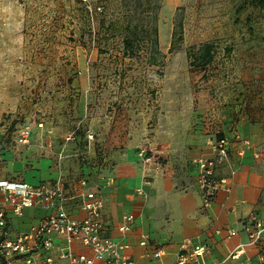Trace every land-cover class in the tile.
Listing matches in <instances>:
<instances>
[{"label":"rangeland","instance_id":"374dc122","mask_svg":"<svg viewBox=\"0 0 264 264\" xmlns=\"http://www.w3.org/2000/svg\"><path fill=\"white\" fill-rule=\"evenodd\" d=\"M129 21L157 26L159 52L146 38L125 54ZM206 42L213 62L191 65ZM253 110L264 113V8L249 0H0V156L26 131L60 145L92 134L97 152L172 167L174 185L192 140Z\"/></svg>","mask_w":264,"mask_h":264},{"label":"crops","instance_id":"0c3cea01","mask_svg":"<svg viewBox=\"0 0 264 264\" xmlns=\"http://www.w3.org/2000/svg\"><path fill=\"white\" fill-rule=\"evenodd\" d=\"M217 133L230 141L229 162L216 172L218 179L226 180L228 190L219 191L209 206L204 205L196 184V162L215 156L214 148L203 138L190 142L192 149L184 153L183 175L174 185L172 167L166 175L160 174L153 166L146 167L149 162L143 164L132 155L97 152L98 145L87 138L74 136L73 141H67L70 133L61 145L44 139L43 133L40 140L34 141L31 133L28 143H17L15 149L19 153L6 147L1 151L5 154L0 156V180L33 186L53 185L62 180L70 197L65 208L76 219L86 215L81 193L94 191L101 195L106 235L128 244L125 253L133 264H176L183 244L187 251L196 246L206 247L205 263L264 264L260 259L261 248L249 244L246 229L252 216L264 219V113L253 110L248 115L237 114L218 126ZM211 137L210 142H214L216 137ZM147 175L154 177L152 182L146 181ZM177 186L180 190H176ZM0 209L5 212L10 238L30 231L41 218L54 212L52 208L29 207L22 216H17L2 193ZM125 215H132L134 224L122 234L119 226ZM143 240L147 242L145 245L141 244ZM56 242L65 245L61 237L57 236ZM236 250L240 256L232 258ZM156 253L160 255L156 257Z\"/></svg>","mask_w":264,"mask_h":264},{"label":"built area","instance_id":"2783aa9c","mask_svg":"<svg viewBox=\"0 0 264 264\" xmlns=\"http://www.w3.org/2000/svg\"><path fill=\"white\" fill-rule=\"evenodd\" d=\"M93 139L94 136L89 134L88 140ZM66 140L73 141L74 133H70ZM19 142L25 144L29 142V131L20 137ZM213 146L215 151L213 158H203L196 162V184L205 206H209L215 200L219 191L228 190L226 180L218 179L216 172L219 166L229 162L230 141L226 137L218 138L215 139ZM137 191L143 194L142 189ZM0 193L4 195V201L10 204L17 216H22L24 210L29 207L54 210L53 213L41 218L30 231L21 232L10 238L6 228L5 212L0 209V264H56L58 261H66L68 264H96L98 261L105 264H133L125 253L128 244L106 235L102 213L104 199L96 192L80 194L82 208L86 213L82 219L72 218L65 208V203L70 197L62 180L53 185L37 186L26 182L0 180ZM133 224L134 217L125 215L119 231L126 234L132 229ZM246 229L249 244L261 248L260 259L264 262V219L252 216L247 222ZM57 236L64 239L65 245L56 242ZM146 243V240L141 242L142 245ZM75 246L82 249L76 251ZM186 248V244H183L176 264L192 262L212 264L205 263L206 247L196 246L191 251H187ZM159 255L155 254L156 257ZM239 256V250L231 254L232 258Z\"/></svg>","mask_w":264,"mask_h":264},{"label":"trees","instance_id":"16d2710c","mask_svg":"<svg viewBox=\"0 0 264 264\" xmlns=\"http://www.w3.org/2000/svg\"><path fill=\"white\" fill-rule=\"evenodd\" d=\"M250 4L257 8H264V0H249ZM126 35L124 36L123 44L125 54L133 57L139 51L143 41L148 40L151 50L154 52H159L158 50V28L156 25H153L152 28L148 29L146 26L132 24L131 21L127 22L125 25ZM173 40L171 41V46L169 51L174 50L176 40L181 41L182 38V27L179 29L174 28L173 31ZM214 48L215 45L210 42L203 43L200 47H192L188 51V56L191 59V65L195 67H205L211 64L214 60ZM150 58L156 61L154 54L151 53ZM222 134L218 133L216 139L222 138Z\"/></svg>","mask_w":264,"mask_h":264}]
</instances>
